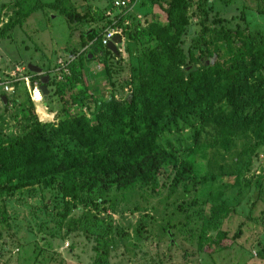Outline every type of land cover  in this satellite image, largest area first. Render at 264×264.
<instances>
[{"label": "rangeland", "instance_id": "rangeland-1", "mask_svg": "<svg viewBox=\"0 0 264 264\" xmlns=\"http://www.w3.org/2000/svg\"><path fill=\"white\" fill-rule=\"evenodd\" d=\"M187 1L185 50L216 18L249 29L264 43V0ZM55 3L57 8L49 7ZM109 5L107 0H0V33L20 21L0 38V76L34 64L55 78L57 62L86 53L84 36L100 30L101 22L89 21L92 11L111 20ZM132 12L143 27L167 25L158 2L138 0ZM124 43L117 46L120 62L113 74L99 59H85V85H76L73 93L130 99L144 81L130 67L135 46ZM52 85L43 108H32L24 86L15 85L8 105H0V139L22 136L35 122L58 123L62 101ZM248 135L233 151L253 154L244 177L234 173L231 154H215L212 145L200 149L187 129L160 142L176 166L160 169L154 191L104 186L81 201L66 197L59 183L0 192V264H264V140ZM181 165L191 168V177L177 182ZM215 205L227 209L214 216Z\"/></svg>", "mask_w": 264, "mask_h": 264}, {"label": "trees", "instance_id": "trees-1", "mask_svg": "<svg viewBox=\"0 0 264 264\" xmlns=\"http://www.w3.org/2000/svg\"><path fill=\"white\" fill-rule=\"evenodd\" d=\"M126 1L116 16L117 36L125 40V46L127 42L135 46L137 55L130 67L142 75L143 84L123 102L113 95L87 99L73 93L76 85H85V59H99L111 74L113 65L120 62V52L102 44L103 33L114 26L113 21L92 11L89 21L102 26L84 36L86 53L75 56L70 75L57 81L46 74L48 86L54 83L62 101L63 117L56 124L35 122L22 136L0 139V192L59 183L66 197L81 201L104 186L152 187L154 191L160 169L176 166L160 142L187 129L193 131L200 149L212 145L215 154H231L239 177L250 171L252 152L234 155L233 151L240 141L248 142V133L264 140V43L249 29L216 18L204 25L202 36L185 50L187 0H168L166 6L164 0H149L165 10L167 25L159 29L155 23L143 27L129 11L138 0ZM107 2L111 7L112 0ZM19 23L6 27L0 38ZM6 98L3 106L10 102V96ZM30 115H34L32 110ZM175 176L177 182L189 179L191 168L181 165ZM213 209L215 216L227 208L215 205Z\"/></svg>", "mask_w": 264, "mask_h": 264}, {"label": "built area", "instance_id": "built-area-1", "mask_svg": "<svg viewBox=\"0 0 264 264\" xmlns=\"http://www.w3.org/2000/svg\"><path fill=\"white\" fill-rule=\"evenodd\" d=\"M137 2L138 1H136L132 5V7H130L129 11H133V8L136 6ZM111 4L112 10H109L107 16L111 18L114 26H109L105 29L102 37V44L104 46H109L117 37L118 34L116 30V24L118 23V19L116 18V16L119 14V11H121L123 7L127 6V1L112 0ZM125 24L129 25L130 23L129 21H126ZM72 61L73 59H60L57 62V67L54 70V75L57 81H61L66 75H70L69 65ZM31 73L32 72H30L27 67L18 65L15 67V70L13 72L5 73L4 76H0V105L3 104V97H8L11 96V94L15 93V85L19 84L24 86V89L27 91L29 98L37 108H39V106H46L44 101V94L41 90V79L34 78ZM6 75L8 77H6Z\"/></svg>", "mask_w": 264, "mask_h": 264}, {"label": "water", "instance_id": "water-1", "mask_svg": "<svg viewBox=\"0 0 264 264\" xmlns=\"http://www.w3.org/2000/svg\"><path fill=\"white\" fill-rule=\"evenodd\" d=\"M121 41L120 37L117 36L114 41L109 45V49L114 52V53H118V50H117V45L119 44V42ZM23 66V65H21ZM28 70L36 75H40L41 76V90L44 94V101H45V105L47 103V100H48V96L49 94L51 93V91L49 90V77L46 76V75H43V71L40 67L34 65V64H29L27 66ZM3 102L4 104L7 103V98L6 97H3Z\"/></svg>", "mask_w": 264, "mask_h": 264}, {"label": "crops", "instance_id": "crops-1", "mask_svg": "<svg viewBox=\"0 0 264 264\" xmlns=\"http://www.w3.org/2000/svg\"><path fill=\"white\" fill-rule=\"evenodd\" d=\"M25 93L28 94L26 90H25Z\"/></svg>", "mask_w": 264, "mask_h": 264}, {"label": "bare ground", "instance_id": "bare-ground-1", "mask_svg": "<svg viewBox=\"0 0 264 264\" xmlns=\"http://www.w3.org/2000/svg\"><path fill=\"white\" fill-rule=\"evenodd\" d=\"M39 108H43V107L39 106Z\"/></svg>", "mask_w": 264, "mask_h": 264}]
</instances>
